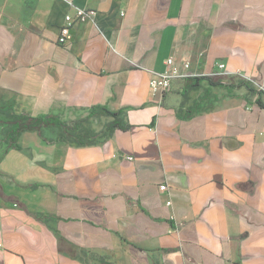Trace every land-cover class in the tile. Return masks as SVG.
Masks as SVG:
<instances>
[{"label":"crops","instance_id":"1","mask_svg":"<svg viewBox=\"0 0 264 264\" xmlns=\"http://www.w3.org/2000/svg\"><path fill=\"white\" fill-rule=\"evenodd\" d=\"M70 2L96 13L62 45ZM169 57L192 75L154 95ZM219 63L252 89L193 85ZM260 85L264 0H0V100L130 125L22 133L0 161V264H264Z\"/></svg>","mask_w":264,"mask_h":264},{"label":"trees","instance_id":"2","mask_svg":"<svg viewBox=\"0 0 264 264\" xmlns=\"http://www.w3.org/2000/svg\"><path fill=\"white\" fill-rule=\"evenodd\" d=\"M203 79H207L209 83L213 86H222L226 87L228 89L233 88H239V87H246L248 89H252L250 83L251 80H239L235 81L234 79H228L227 77L223 75H203V76H197L195 78L194 86L198 85L199 82ZM256 80V79H252ZM12 102V101H11ZM13 104H16L15 102H12ZM16 106V105H15ZM198 105H195L191 110L188 111V115L192 114L196 109ZM100 108L103 110L106 114L111 115L114 119L110 123H108L103 131V138H108L111 133L116 129H125L129 127L130 125H125L123 121L120 118L121 111H110L106 106H98L94 107L91 111V114L96 111V109ZM16 113L13 115L12 118L5 121L6 124H9L8 128V134L11 135L12 142L10 144V150L13 148L20 149L21 145L19 144V137L22 135V133L27 131H37L39 134L43 137V139L49 143L56 142V141H69V142H75L71 141L65 137H58V138H49L45 136L44 130L50 129L53 126H62L68 131H77L80 128L81 122L85 121L86 118L77 119L75 121L68 122L58 115L53 114H46V115H39V116H33L27 111H23V109L15 110ZM103 139V140H105ZM96 142H91L87 144H92ZM84 145L85 143H79ZM7 150L4 155L8 152ZM3 155V156H4ZM2 156V157H3ZM0 158V161L2 159Z\"/></svg>","mask_w":264,"mask_h":264},{"label":"rangeland","instance_id":"3","mask_svg":"<svg viewBox=\"0 0 264 264\" xmlns=\"http://www.w3.org/2000/svg\"><path fill=\"white\" fill-rule=\"evenodd\" d=\"M13 104L11 100H0V158L4 155L7 150H10V144L12 142L11 135L8 134L9 124L5 121L9 120L16 113L15 110L23 109L19 106V102ZM16 105V106H15ZM23 111H26L23 109ZM28 112V111H27ZM106 113L99 110L97 113L86 118L85 121L81 122L80 128L77 131H68L62 126H53L50 129L44 130V134L47 137H65L76 143H91L99 142L103 139V131L106 127Z\"/></svg>","mask_w":264,"mask_h":264},{"label":"built area","instance_id":"4","mask_svg":"<svg viewBox=\"0 0 264 264\" xmlns=\"http://www.w3.org/2000/svg\"><path fill=\"white\" fill-rule=\"evenodd\" d=\"M70 3L74 7L75 12L66 15L65 23L60 29L58 43L62 45L69 42L70 33L75 24L85 21L86 19L94 16L96 13L93 8H83L74 5L72 2ZM225 67V63H219L218 69L215 71L214 75L223 74ZM190 68L191 63L189 61H186L182 66H180L175 62L173 57L167 58L166 69L161 73L154 74L150 79V87L153 94L163 95L165 92L171 90L174 80L191 76L192 73L190 72ZM250 80L252 81V78ZM259 92L264 95V86H259ZM261 134L264 135V129ZM165 188L166 185H161L162 190ZM168 204L170 205L171 201H168Z\"/></svg>","mask_w":264,"mask_h":264}]
</instances>
